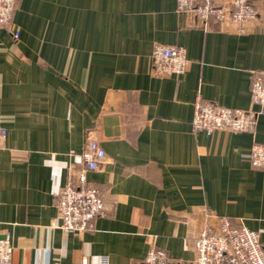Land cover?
Here are the masks:
<instances>
[{
  "label": "crops",
  "instance_id": "1",
  "mask_svg": "<svg viewBox=\"0 0 264 264\" xmlns=\"http://www.w3.org/2000/svg\"><path fill=\"white\" fill-rule=\"evenodd\" d=\"M12 28L19 37L0 25V235L11 234L12 264H142L152 244L170 264H194L214 214L264 246V166L250 160L264 113L254 132L192 127L199 96L256 107L264 6L237 32L204 27L177 0H16ZM157 44L184 47L186 72L156 75ZM88 138L106 151L87 172L104 212L66 232L57 194L83 168Z\"/></svg>",
  "mask_w": 264,
  "mask_h": 264
},
{
  "label": "built area",
  "instance_id": "2",
  "mask_svg": "<svg viewBox=\"0 0 264 264\" xmlns=\"http://www.w3.org/2000/svg\"><path fill=\"white\" fill-rule=\"evenodd\" d=\"M179 11H194L204 27L220 23L231 30L244 32L245 25L257 18L259 10L251 0H177ZM16 0H0V25L9 28L15 37L19 31L12 28ZM152 68L156 75L183 74L189 64L186 49L175 44H157L153 48ZM251 101L254 109L219 105L199 96L195 101L192 127L209 134L216 130L254 132L258 117L264 113V70H253ZM8 130L0 125V147L6 145ZM106 151L94 138H88L82 153L83 168L69 177L59 190L58 210L61 227L66 232H84L89 222L104 212V201L98 190L89 184L87 172L98 169L105 161ZM252 165L264 166V144L253 145ZM209 216V214H207ZM215 223L206 222L196 240L194 264H264V246L257 231L232 226L228 216L215 215ZM103 264H107L103 260ZM0 264H12L11 234L0 235ZM61 264V263H56ZM73 264H91L84 258ZM142 264H170L168 253L152 244Z\"/></svg>",
  "mask_w": 264,
  "mask_h": 264
},
{
  "label": "trees",
  "instance_id": "3",
  "mask_svg": "<svg viewBox=\"0 0 264 264\" xmlns=\"http://www.w3.org/2000/svg\"><path fill=\"white\" fill-rule=\"evenodd\" d=\"M251 1L257 7L259 11H260V8L264 6V0H251Z\"/></svg>",
  "mask_w": 264,
  "mask_h": 264
}]
</instances>
